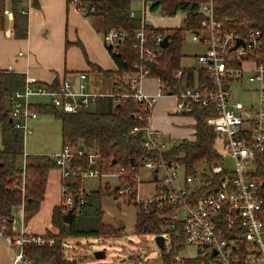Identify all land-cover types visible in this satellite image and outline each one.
I'll list each match as a JSON object with an SVG mask.
<instances>
[{
    "label": "built area",
    "instance_id": "obj_1",
    "mask_svg": "<svg viewBox=\"0 0 264 264\" xmlns=\"http://www.w3.org/2000/svg\"><path fill=\"white\" fill-rule=\"evenodd\" d=\"M68 1L85 13L80 0ZM141 4V13L130 8L129 16L139 17L144 25L149 23L146 0H141ZM198 9L203 17L199 27L190 31L191 39L203 50L194 55L193 66L182 65L174 73L182 82L181 88L174 93L166 89L165 94L175 97L176 115L191 116L196 104L211 108L212 114L206 121L214 133L219 159L194 173H187L182 164L162 157L138 162L134 159L128 170L119 168L114 172L119 179L114 197L132 202L136 212H162V230L155 234L163 237L162 264H264V177L252 174L255 153L264 149V64L255 58L260 48L259 31L250 30L244 35L227 31L223 21L214 15L213 0L200 1ZM8 12L4 9V13ZM123 37L120 30H106L102 35L104 47L115 50ZM162 37L155 35L159 47ZM136 38L144 63L122 73V87L109 93L86 90L85 74L79 75L76 86L62 80L53 87L26 77L23 89L9 97L13 127L20 129L24 137L31 133L28 122L38 116L31 108L33 97L44 98L45 103L65 113L92 109L101 97L116 102L132 99L138 108L137 117L144 119L145 124L134 126L131 133L137 135L141 131V144L147 150L165 149L163 135L150 124L156 95L146 93L141 86L142 79L149 77L151 65L147 61L154 60L155 54L142 47L145 37L141 29L136 32ZM237 38L242 39L239 45H236ZM186 69L194 72L189 84L185 82ZM246 81L257 83L258 87L255 101L244 104L233 99L231 90L242 89ZM160 84L165 86L163 82ZM51 156L62 180L104 175L99 169L100 155L95 151L66 144ZM80 157L87 159V167L74 165L73 160ZM142 162L151 169L150 180L155 183L154 189L144 196L138 175ZM21 165H25L24 157ZM77 202L82 203L83 196H74L67 185H62L63 212ZM4 222L1 218L0 235L14 250L13 264H30L23 253L25 245L53 242L43 235L4 234ZM165 255L169 256L168 260ZM134 264L142 261L136 258Z\"/></svg>",
    "mask_w": 264,
    "mask_h": 264
},
{
    "label": "trees",
    "instance_id": "obj_2",
    "mask_svg": "<svg viewBox=\"0 0 264 264\" xmlns=\"http://www.w3.org/2000/svg\"><path fill=\"white\" fill-rule=\"evenodd\" d=\"M22 0H10L12 28L14 37H25L27 17L19 10ZM149 10H159L164 15L184 13L183 21L177 27H158L150 23L142 25L139 17L129 16L131 0H80L85 8V15L100 18L103 33L114 28L124 33L122 41L113 50L107 46L115 65L114 72L108 71L122 83L121 74L133 71L135 65L144 63L141 58L139 40L136 32L142 30L145 40L142 47L154 52L153 66H149V76L157 77L172 93L181 88V80L174 73L182 67L181 47L185 31L199 27L203 15L199 11L202 0H146ZM214 15L223 21L224 28L237 35L247 31L258 30L260 48L255 58L264 64V0H213ZM5 0H0V28L4 26ZM170 34L168 46L160 48L155 43V35ZM185 82H192V69L185 70ZM25 77L22 74L0 69V219L4 218V234L12 233V207L23 206L24 220H28L38 210L44 197L48 172L56 168L49 154H25L24 136L20 129L14 128L10 121L9 97L23 89ZM55 80L52 86H57ZM31 108L38 114L54 116L60 122L62 146L82 147L100 155L99 169L103 174H110L119 168L128 170L130 159L136 162L146 158L154 160L162 157L166 161L182 164L187 173H194L205 168L211 162L218 161L219 154L215 146L214 133L207 124L212 114L211 108L193 106L191 116L195 119L194 139H183L168 145L161 151L147 150L142 138L131 133L134 126L142 127L144 119L137 117L138 108L132 99L116 102L109 97H101L92 109L76 113H65L48 103H33ZM24 157L25 165L21 161ZM112 161H115L113 163ZM75 166L87 167L85 157L75 158ZM252 174L264 177V149L255 153L252 161ZM130 182V179L128 178ZM79 178L62 180L74 196H83L82 203H75L71 223L62 220L63 205L60 203L52 210L51 224L58 231L47 230L46 239L51 244H27L23 247L24 256L30 264H78V261L64 253V238L98 237L119 233L120 228L102 220V198L104 195H115V189L108 184L85 191ZM23 187V189H22ZM161 211L136 212L134 229L138 234H156L162 230ZM168 260L169 256L165 255Z\"/></svg>",
    "mask_w": 264,
    "mask_h": 264
},
{
    "label": "crops",
    "instance_id": "obj_3",
    "mask_svg": "<svg viewBox=\"0 0 264 264\" xmlns=\"http://www.w3.org/2000/svg\"><path fill=\"white\" fill-rule=\"evenodd\" d=\"M4 9H10V0H5ZM19 10L27 17L26 35L14 37L11 12L4 13V26L0 28V69L22 74L25 78L34 77L47 85H52L55 80H68L76 86L79 75L85 74L86 90L98 93H109L122 87L120 80L106 73L114 72L116 65L104 47L100 18L85 15L68 0H22ZM141 86L146 93L156 95L150 115L153 129L158 130L165 141L168 138L194 139V117L174 113L176 99L161 92L160 80L153 76L145 77ZM45 101L37 97L31 99L32 104ZM38 116L28 122L31 132ZM61 186L59 169H51L44 197L35 214L25 221L23 206L12 207V233L44 235L47 230L51 231L52 210L61 203ZM85 187L82 186L87 191ZM154 187L155 183L146 189L140 186L142 196ZM13 258L14 250L0 235V264H13Z\"/></svg>",
    "mask_w": 264,
    "mask_h": 264
},
{
    "label": "rangeland",
    "instance_id": "obj_4",
    "mask_svg": "<svg viewBox=\"0 0 264 264\" xmlns=\"http://www.w3.org/2000/svg\"><path fill=\"white\" fill-rule=\"evenodd\" d=\"M148 6L149 2L147 1L145 10L147 13L146 21L149 23L162 27H177L182 24L183 12L178 11L174 15H164L159 10L150 11ZM130 8L140 14L143 9L141 0H132ZM202 50L203 47L191 39V31H185L181 47L182 65L194 64V55ZM257 85L253 82H243L242 89L238 87L236 90L234 88L231 90L233 99H239L244 104L254 102L257 97V91L255 90L258 87ZM160 90L165 94L166 88L164 86L160 87ZM37 98L44 100L41 97ZM33 130L24 137V151L26 154L51 155L60 151L62 143L58 119L48 114H39ZM180 140L168 138L165 144L168 146ZM179 172L181 175L183 174L182 169ZM138 175L141 189L150 188L154 184L150 181L151 169L145 167L144 162L138 170ZM118 181V177L114 173H110L100 177L86 178L85 181L81 182V186H86L85 189L88 191L97 188L99 185L108 184L112 189L119 183ZM101 206L103 211L102 220L114 227H119V233L98 237H66L64 238V253L68 255L67 257L77 260L78 264H134L136 258H139L142 264H162V249L157 244L156 235L135 232L136 207L132 202L121 198L117 199L113 195H104ZM57 231L54 227L51 230L52 233H57ZM164 233L166 237L167 233ZM43 236H45V233ZM99 251L104 252L103 257L96 256L95 252Z\"/></svg>",
    "mask_w": 264,
    "mask_h": 264
},
{
    "label": "water",
    "instance_id": "obj_5",
    "mask_svg": "<svg viewBox=\"0 0 264 264\" xmlns=\"http://www.w3.org/2000/svg\"><path fill=\"white\" fill-rule=\"evenodd\" d=\"M170 34H166L162 37V39L160 40V47L161 48H165L168 46V42H169V38H170ZM240 43H242V39L241 38H237V41H236V45H239ZM148 64H150L151 66H153L155 64V61L154 60H148L147 61ZM11 121V119H10ZM137 136L140 137L141 136V131L139 130L137 132ZM113 163H115V161H112ZM130 162L133 163L134 162V158H131L130 159ZM154 176V179H156V174L153 175ZM72 211H73V208H70L68 209V211L66 213L63 214L62 216V220L64 223H71L72 221ZM156 241H157V244L159 245L160 248H163V237L161 235H156L155 237ZM96 256L97 257H103L104 256V252L103 251H99V252H95Z\"/></svg>",
    "mask_w": 264,
    "mask_h": 264
}]
</instances>
